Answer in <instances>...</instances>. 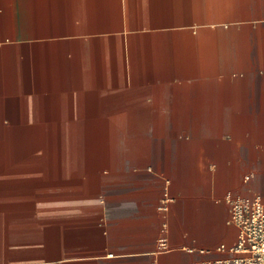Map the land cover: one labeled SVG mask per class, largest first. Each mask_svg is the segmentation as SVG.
I'll return each instance as SVG.
<instances>
[{"label": "crops", "instance_id": "1", "mask_svg": "<svg viewBox=\"0 0 264 264\" xmlns=\"http://www.w3.org/2000/svg\"><path fill=\"white\" fill-rule=\"evenodd\" d=\"M226 195L264 202V0H0V264H215Z\"/></svg>", "mask_w": 264, "mask_h": 264}, {"label": "built area", "instance_id": "2", "mask_svg": "<svg viewBox=\"0 0 264 264\" xmlns=\"http://www.w3.org/2000/svg\"><path fill=\"white\" fill-rule=\"evenodd\" d=\"M225 201L229 208L227 222L236 228L237 236L228 249L232 256L215 264H264V202L230 195L225 196ZM159 208L165 209V206ZM159 247L167 248L164 237L160 238Z\"/></svg>", "mask_w": 264, "mask_h": 264}]
</instances>
